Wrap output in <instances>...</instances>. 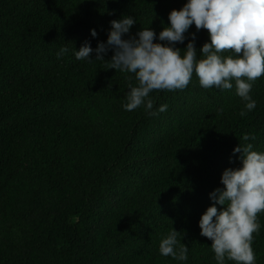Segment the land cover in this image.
Instances as JSON below:
<instances>
[{"label":"trees","instance_id":"obj_1","mask_svg":"<svg viewBox=\"0 0 264 264\" xmlns=\"http://www.w3.org/2000/svg\"><path fill=\"white\" fill-rule=\"evenodd\" d=\"M186 2L0 0V264H216L198 222L223 171L240 167L233 149L264 152V76L252 111L235 86L206 90L194 73L183 91L150 94L151 111L167 105L153 116L122 107L132 74L74 56L85 41L106 43L124 16L136 20L130 35H158ZM189 33L199 56L208 32ZM258 222L252 248L264 264V212ZM172 228L186 262L159 254Z\"/></svg>","mask_w":264,"mask_h":264},{"label":"clouds","instance_id":"obj_2","mask_svg":"<svg viewBox=\"0 0 264 264\" xmlns=\"http://www.w3.org/2000/svg\"><path fill=\"white\" fill-rule=\"evenodd\" d=\"M168 21V26L158 35L150 27L130 35L136 23L134 18L124 16L113 20L106 43L100 42L93 49L85 41L79 51L74 49L75 59L89 63L102 61L109 69L132 74L128 79L134 77L137 84L128 85L126 103L122 105L125 111L144 107L153 116L165 112L167 105L151 111L154 101L150 94L183 91L194 73L206 90L215 88L223 92L235 86V94L244 108L254 110L257 105L251 95L253 84L264 76V0H187L180 10L169 13ZM192 25L197 32L205 29L209 35V42L199 49V56L196 34L189 33ZM90 34L97 37L95 29ZM125 36L128 38L124 39ZM186 39L189 42L183 51L176 47ZM109 51L113 55L105 62ZM67 52V47H61L57 58ZM225 52L231 54L224 56ZM93 53L95 60L90 58ZM242 140H255V136L246 133ZM237 153H240V167L223 171L220 178L223 187L209 194L212 206L198 222L200 235L212 242L210 248L216 264L226 261L256 264L252 243L253 234H258L261 227L258 214L264 212V152L253 150L252 143H239L232 155ZM178 235L172 228L161 240L159 254L186 262L189 249Z\"/></svg>","mask_w":264,"mask_h":264}]
</instances>
